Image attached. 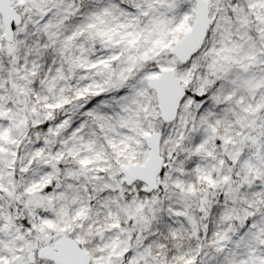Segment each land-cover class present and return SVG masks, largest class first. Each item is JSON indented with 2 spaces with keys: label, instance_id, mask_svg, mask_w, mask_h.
Returning <instances> with one entry per match:
<instances>
[{
  "label": "snow or ice",
  "instance_id": "1",
  "mask_svg": "<svg viewBox=\"0 0 264 264\" xmlns=\"http://www.w3.org/2000/svg\"><path fill=\"white\" fill-rule=\"evenodd\" d=\"M0 264H264V0H0Z\"/></svg>",
  "mask_w": 264,
  "mask_h": 264
}]
</instances>
